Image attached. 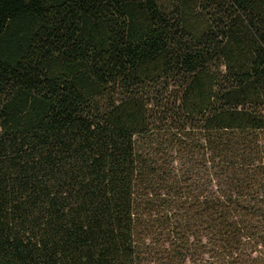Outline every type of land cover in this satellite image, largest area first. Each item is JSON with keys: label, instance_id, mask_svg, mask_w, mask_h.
Listing matches in <instances>:
<instances>
[{"label": "trees", "instance_id": "16d2710c", "mask_svg": "<svg viewBox=\"0 0 264 264\" xmlns=\"http://www.w3.org/2000/svg\"><path fill=\"white\" fill-rule=\"evenodd\" d=\"M0 264H264V0H0Z\"/></svg>", "mask_w": 264, "mask_h": 264}]
</instances>
